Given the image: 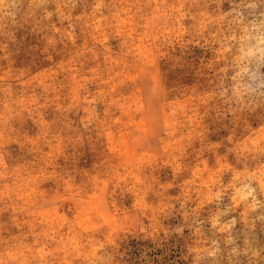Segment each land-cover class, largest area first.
<instances>
[{
  "label": "rangeland",
  "instance_id": "1",
  "mask_svg": "<svg viewBox=\"0 0 264 264\" xmlns=\"http://www.w3.org/2000/svg\"><path fill=\"white\" fill-rule=\"evenodd\" d=\"M0 264H264V0H0Z\"/></svg>",
  "mask_w": 264,
  "mask_h": 264
}]
</instances>
